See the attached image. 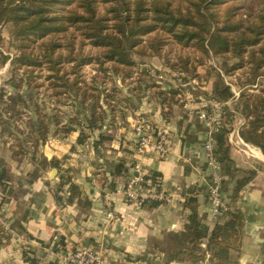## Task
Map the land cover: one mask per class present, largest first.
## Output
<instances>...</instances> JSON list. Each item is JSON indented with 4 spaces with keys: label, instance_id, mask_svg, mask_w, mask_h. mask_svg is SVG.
Masks as SVG:
<instances>
[{
    "label": "crops",
    "instance_id": "obj_1",
    "mask_svg": "<svg viewBox=\"0 0 264 264\" xmlns=\"http://www.w3.org/2000/svg\"><path fill=\"white\" fill-rule=\"evenodd\" d=\"M157 88L171 92L167 89L170 86ZM154 93L153 99L148 96L144 103L136 104V110L129 95L123 113L112 115L111 127L106 125L108 114L103 130H91L90 145L100 134L112 137L104 146L92 145L93 151L85 150L76 144L77 134L73 133L70 144L58 139L50 143L43 157L48 162L56 160L59 169L46 166L34 180L32 163L12 156L7 147L0 149V163L8 179L0 189V214L14 231L9 236L0 226V264H27L25 251L35 253L39 264H62L64 251L82 247L93 250L104 264H190L166 260L161 251L166 234L181 232L186 224L189 194L197 200L198 216L210 231L216 223H224L228 211L236 208L242 214L240 242L225 248L212 246L196 264H264V156L253 149L250 155L232 144L233 134L228 135L231 162L221 163L220 172L221 198L227 212L213 218L207 199L211 173L203 149L206 129L192 110L197 104L190 107V102L178 99L164 101ZM138 115L170 138L166 156L148 153L141 159L143 175L161 174L160 190L165 199L150 208L148 203L130 205L123 197L112 195L113 217L107 219L105 195L135 174L132 164L138 157L132 127ZM240 129H234L239 138ZM242 146L249 148L244 142ZM112 163H123L127 172L114 176ZM246 172L255 176L233 200V190ZM61 174L71 179L60 188ZM224 234L221 240H228V233ZM206 244L204 241L202 246Z\"/></svg>",
    "mask_w": 264,
    "mask_h": 264
},
{
    "label": "trees",
    "instance_id": "obj_2",
    "mask_svg": "<svg viewBox=\"0 0 264 264\" xmlns=\"http://www.w3.org/2000/svg\"><path fill=\"white\" fill-rule=\"evenodd\" d=\"M233 1L237 0H188V4L183 8L174 7L172 0H0V22L13 24L14 29L11 36L13 40H19L20 48H28L37 39L42 40L74 28L84 40L93 47L102 49L103 53L100 56L89 58L69 57L68 63H75L76 70L93 62L98 64L100 69L107 64L111 67L102 69L103 72L109 71L114 75H119L120 67H122L129 70L124 75L127 79L131 78L130 73L133 68L138 66L133 59V54L137 48L142 47L143 38L160 30L168 37H154L153 39L148 37L153 56H160L161 49L170 41L182 46H191L205 55L232 54L239 62L225 73L229 75L246 64L250 65L252 73L247 84L253 86L259 77L264 76L262 71L264 68V20L246 31H240L242 28L240 25L228 21L221 22L216 12L217 8ZM100 2L109 6L106 13L112 16L111 19L98 14L97 6ZM109 22L113 23L110 25ZM55 46L54 43L50 44L51 50H46L47 53L43 59L52 66L54 82H60L56 83L62 89L59 94H64L68 99L73 98L71 107H75L76 100L81 99L78 115L82 116V121L76 120V125L89 130H103L104 114L103 112L97 113V110L102 108L100 93L97 92V95L93 96L79 87L78 70L77 73H73L77 78L72 81L66 77V74L59 75V69L56 66L61 62L60 57L54 60L51 55ZM246 53L247 56H245ZM17 63L32 68L39 66L42 61L39 57L23 53L12 59L11 66ZM183 64L184 71H188L187 60ZM153 87L159 86L154 84ZM199 93L209 102H227L233 98L231 88L224 83L221 76L216 77L210 85L208 84L207 92L198 91ZM155 94H158L159 98L164 101H173L176 96V93L163 90ZM238 101L236 110L241 112L246 121L239 131L240 138L244 143L257 147L264 156V88H261L255 95L241 91ZM18 102L23 104L24 100L19 97L17 100L10 98L4 101V96L0 95V118L2 120L0 125L3 126L0 137L3 134H12L16 128L13 124L16 111L4 113L1 110L2 105H6L7 110H10ZM7 114L9 117L3 119V116ZM28 120L29 130L26 136L31 140L35 151L22 154V157L32 163L34 169L31 177L34 180L46 166L55 169H59V166L56 160L48 162L42 155H37L36 150L47 141L49 132L44 131V125L41 131L40 125L34 124L35 122L31 119ZM61 129L65 135L70 132L77 134L76 144L82 147L85 145L87 136L83 129L77 131L74 127L64 126ZM231 131L230 127H224L214 136L221 163L231 162L228 142V135ZM55 132L57 135L61 131L56 129ZM111 140L112 137L107 134H100L92 145L104 146ZM18 154L21 152L13 151V155ZM110 168L114 176L127 172L123 163H112ZM246 175L237 182L233 190V200L238 198L239 193L255 176L253 172H246ZM59 179L61 188L69 183L71 178L66 174H61ZM144 180L147 186L160 190L162 182L160 173H147L144 175ZM7 181L6 168L0 163V189L6 186ZM70 189L75 192L72 185ZM148 204L150 208H155L159 202L152 201ZM185 206L188 214L183 230L168 233L165 236V244L161 251L166 260L196 264L203 259L212 246L225 248L235 246L240 242L242 214L238 209L226 211L227 217L224 223H216L210 231L207 224L199 218L197 200L191 194L186 198ZM224 233H228V240H221L224 238ZM204 241L207 244L203 247ZM23 257L27 264H39L40 262L37 255L30 251H25Z\"/></svg>",
    "mask_w": 264,
    "mask_h": 264
},
{
    "label": "rangeland",
    "instance_id": "obj_3",
    "mask_svg": "<svg viewBox=\"0 0 264 264\" xmlns=\"http://www.w3.org/2000/svg\"><path fill=\"white\" fill-rule=\"evenodd\" d=\"M172 1L174 7L180 6L184 8L188 4V0ZM108 7L107 4L100 2L97 6V12L99 15L111 19L112 16L106 13ZM216 12L221 22L228 21L240 25L242 27L240 31H246L264 20V18H259L264 17V0H237L219 6ZM112 23L109 22L110 25ZM13 29L12 23L0 22V95L4 96V101L10 98L17 100L20 97L24 102L23 104L18 102L10 110H7L6 105H2L1 110L4 113L16 111L13 124L17 130L15 128L12 134L7 133L0 137V149L7 147L10 154L18 157V159H24L22 154L35 151L31 140L26 136L29 130L27 128L28 119H31L35 122L34 124L40 125L41 131L44 125V131L49 132L47 141L36 150L37 155L43 156L45 147L53 141H57V139L64 144L72 142V133L63 134L61 129L63 126L74 127L77 131L83 129L87 136L83 148L93 151L90 144L86 148L91 130L78 127L75 123L78 119L82 121V116L78 115L81 108V99L76 100L77 104L75 107H71L73 98L68 99L64 94H59L62 89L56 83L60 82H54L52 66L43 58L50 49V44L54 43L56 45L53 49L54 51L50 52L54 60L60 57L61 62L56 66L59 69V75L66 74V77L72 81L77 78L73 73H77L78 69L76 70L75 63H68L67 59L69 57L80 58L83 56L89 58L100 56L103 50L90 45L74 28H69L65 33L56 34L42 40L37 39L28 48H20L19 40L12 39L11 32ZM145 37L141 44L142 47L137 48L133 54V59L138 66H135L131 71L130 79L124 77L129 70L122 67H120L119 75H114L109 71L104 73L102 69L111 67L107 64L100 69L99 65L93 62L81 66L78 70L79 87L87 90L93 96L97 95V92L100 93L102 108L98 109L97 113H105L106 111L104 118L110 114L106 125L112 126V115L119 116L123 113L130 96L135 103H132L134 110H136V104L144 103L148 96L153 99V93L158 91V88L153 87L154 84L160 87L166 86V88L170 86L167 89H171L172 93H176L175 99L184 103L190 102V107L197 104V108H192V110L196 111V115H198L202 103L206 104L209 102L204 99L205 97L202 94H198V91L207 92L208 84L210 85L216 77L221 76L224 83L230 85L232 90L238 94L236 99L233 98L227 101L226 107L223 108L224 127L232 129L229 136L233 134L232 144H235L238 139L234 129L243 128L246 123L241 112L236 110L240 92L246 91L250 94H258L260 89L264 88V76L259 77L255 84L250 86L247 84L252 73L250 65L246 64L243 68L229 75L225 73L226 70L239 62L232 54L224 56L205 55L191 46H182L174 41H170L161 49L160 56H153L148 37L153 39L154 37L167 38L168 36L157 30ZM23 53L39 57L42 63L32 68L21 66L19 63L11 66L12 59L19 57ZM245 56H247V53ZM186 60L188 62L186 65L188 71H184L182 68L184 66L183 62H186ZM262 71L264 72V68ZM155 93L154 95H156ZM198 102L200 103L198 104ZM207 111L210 110L207 109ZM6 117H9V114L7 116L4 115L3 119ZM136 118L146 117L138 115ZM0 122H2L1 118ZM2 129L3 126L1 124L0 131ZM56 129L61 131L57 135H55ZM132 129L134 131L133 127ZM25 141H27L26 144H23ZM237 145H240L250 155L252 154L250 152L251 149L259 150L250 144H246L249 148L242 146V144ZM13 151H20L21 154L13 155Z\"/></svg>",
    "mask_w": 264,
    "mask_h": 264
},
{
    "label": "built area",
    "instance_id": "obj_4",
    "mask_svg": "<svg viewBox=\"0 0 264 264\" xmlns=\"http://www.w3.org/2000/svg\"><path fill=\"white\" fill-rule=\"evenodd\" d=\"M228 86L231 88L230 85ZM231 91L233 98L236 99L238 94L235 93L232 88ZM226 105L227 102L221 103L213 101L206 104L202 103L197 115L198 119L201 120L206 129L203 149L206 153L207 168L211 173V182L208 188L207 199L213 218H217L223 212L227 211V207L221 198L222 177L220 172L222 166L219 162L216 141L214 138L215 134L224 127L225 121L223 119V108H225ZM207 109L210 111H207ZM133 128L136 140L134 151L138 158L132 164V172H134L136 176L131 175L124 184L118 185L113 192L105 195L103 204L106 208L107 219L113 217L110 210L112 195H119L123 197L126 203L135 206H144L149 202L162 201L165 199L161 190L147 186V182L144 180L141 159L148 153H154L161 157L166 156L169 152L170 138L167 133L151 126L148 118L138 119L134 122ZM237 139L238 140L235 144L243 145V141L239 137H237ZM91 142L92 139L86 143V148L89 147ZM254 150L256 149L254 148ZM1 216L3 215L0 214V226L4 232L9 236L14 235V231L8 224L6 218ZM61 262L62 264H104L98 254L86 247L64 251Z\"/></svg>",
    "mask_w": 264,
    "mask_h": 264
},
{
    "label": "water",
    "instance_id": "obj_5",
    "mask_svg": "<svg viewBox=\"0 0 264 264\" xmlns=\"http://www.w3.org/2000/svg\"><path fill=\"white\" fill-rule=\"evenodd\" d=\"M134 176H136V174H134Z\"/></svg>",
    "mask_w": 264,
    "mask_h": 264
},
{
    "label": "bare ground",
    "instance_id": "obj_6",
    "mask_svg": "<svg viewBox=\"0 0 264 264\" xmlns=\"http://www.w3.org/2000/svg\"><path fill=\"white\" fill-rule=\"evenodd\" d=\"M254 150V149H253Z\"/></svg>",
    "mask_w": 264,
    "mask_h": 264
}]
</instances>
